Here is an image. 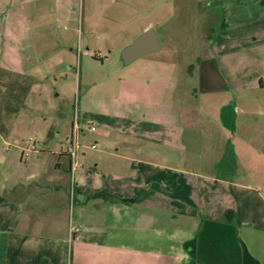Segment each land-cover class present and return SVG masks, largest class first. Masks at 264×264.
Returning a JSON list of instances; mask_svg holds the SVG:
<instances>
[{
	"label": "rangeland",
	"instance_id": "obj_1",
	"mask_svg": "<svg viewBox=\"0 0 264 264\" xmlns=\"http://www.w3.org/2000/svg\"><path fill=\"white\" fill-rule=\"evenodd\" d=\"M259 18L264 19V0H5L0 5V227L17 220L18 210L6 200H25L23 219L44 221L22 231L52 239L77 233L83 223H104L106 216L94 204L100 193L89 196L91 212H79L78 175L100 163V184L91 187L109 186L103 192H114L118 183L109 178L105 163L128 145L152 143L154 133H165L164 128L170 130L179 121L188 95L199 86L190 78L193 69L212 75L214 92L207 104L199 99L196 116L203 120L201 156L214 159L208 153L221 146L214 119L230 114L228 104L234 103L224 76L239 72L257 82L264 75V46L204 59L208 49L201 37L224 23L252 31ZM150 27L162 50L125 66L122 49ZM237 96L240 104L232 114L252 124L242 133L264 140V92L248 90ZM76 109L86 136L79 139L85 157H79L75 188L70 174L62 180V193L43 198L39 179L29 176L51 174V165L68 150ZM89 126L95 131L89 132ZM210 136L216 139L208 141ZM263 143L252 144L256 155L264 152ZM33 145L36 150L27 151ZM259 157L254 173L264 171V155ZM251 183L264 195V172ZM55 197L60 206L53 203ZM49 219H57L60 228H49ZM90 255L105 254L91 248ZM114 256L129 255L123 251Z\"/></svg>",
	"mask_w": 264,
	"mask_h": 264
},
{
	"label": "crops",
	"instance_id": "obj_2",
	"mask_svg": "<svg viewBox=\"0 0 264 264\" xmlns=\"http://www.w3.org/2000/svg\"><path fill=\"white\" fill-rule=\"evenodd\" d=\"M4 1L0 0V5ZM213 30L201 37L208 49L204 59L211 58L213 53L225 58L264 46L261 18L252 31L227 27L225 23L216 32ZM211 76L193 69L190 78L199 86L188 95L186 110L176 125L168 130L164 124L155 123L167 131L154 133V141L148 145L131 144L123 154L112 155L122 162L112 158L105 163L109 178L118 183V188L112 190L115 192L112 200L114 192H103L109 186L91 187L93 182L100 184L101 173L97 172L100 163L90 172H80L79 212H91L87 211L89 196L100 193L94 204L97 212L106 216L104 223H83L77 233L63 232L52 239L22 231V228H39L44 221L23 219V211L27 209L25 200H6V205H13L18 211L15 224L0 227L7 235L0 233V264H264V195L251 183L253 176L264 172L253 171L257 155L260 159L264 152L256 155L252 144L264 140L246 137L243 129L252 124L242 123L231 112L238 111L237 95L243 91L264 92V75L259 74L255 83L239 72L224 76L226 82L230 81L228 93L234 95V103L228 104L231 115L226 113L214 119L220 130L217 139L221 146L218 152H207L214 159L204 160L200 127L203 120L196 114L201 111L197 105L199 99L207 104L214 92L210 87ZM221 107L218 109L224 110ZM82 136L86 133L82 132ZM211 139L216 138L210 136L207 140ZM81 148L79 157H85L84 152L80 154ZM59 155L51 165V174L40 178L37 173L29 176L39 179L40 189L45 193L43 198L62 193V180L71 174L68 150ZM56 198L53 203L60 206L57 200L54 202ZM47 226L60 228L57 219H49ZM91 248L104 251L105 255L91 256ZM123 251L129 256L123 259L114 256Z\"/></svg>",
	"mask_w": 264,
	"mask_h": 264
},
{
	"label": "water",
	"instance_id": "obj_3",
	"mask_svg": "<svg viewBox=\"0 0 264 264\" xmlns=\"http://www.w3.org/2000/svg\"><path fill=\"white\" fill-rule=\"evenodd\" d=\"M162 50L160 40L152 27L143 31L130 45L121 51V61L128 66L148 53Z\"/></svg>",
	"mask_w": 264,
	"mask_h": 264
},
{
	"label": "built area",
	"instance_id": "obj_4",
	"mask_svg": "<svg viewBox=\"0 0 264 264\" xmlns=\"http://www.w3.org/2000/svg\"><path fill=\"white\" fill-rule=\"evenodd\" d=\"M80 118L78 117L77 114V109H76V113H75V121H73V132H72V138L70 139L69 142V155H70V167H71V179H72V183L74 185L75 182V175H77V171H78V157H79V151H80V144H79V139L80 136L82 134V132H84V129H82V127L80 126ZM89 131H94L95 128L94 127H87L86 128ZM93 148H96L95 145H93ZM36 150V146L33 145L30 148L27 149V151H34ZM74 187V186H73Z\"/></svg>",
	"mask_w": 264,
	"mask_h": 264
},
{
	"label": "trees",
	"instance_id": "obj_5",
	"mask_svg": "<svg viewBox=\"0 0 264 264\" xmlns=\"http://www.w3.org/2000/svg\"><path fill=\"white\" fill-rule=\"evenodd\" d=\"M122 202H124V203H132L130 200H122Z\"/></svg>",
	"mask_w": 264,
	"mask_h": 264
}]
</instances>
